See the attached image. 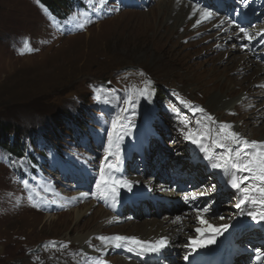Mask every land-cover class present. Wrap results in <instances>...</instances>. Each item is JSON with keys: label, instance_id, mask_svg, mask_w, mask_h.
Instances as JSON below:
<instances>
[{"label": "rangeland", "instance_id": "obj_1", "mask_svg": "<svg viewBox=\"0 0 264 264\" xmlns=\"http://www.w3.org/2000/svg\"><path fill=\"white\" fill-rule=\"evenodd\" d=\"M66 1L69 3V11L62 13L60 16L63 18L60 20H55L39 0H0V124L12 128L9 135L4 134L0 139V264H80L74 259L79 252H82V248L74 240L81 234V232L79 234L80 227L82 229L80 231L86 232L84 226L91 228L97 224L96 220L91 218L94 213H100L101 207L92 202L95 200L97 203V199L91 200L90 196L82 198L78 193L90 192L91 184L95 180V172L98 171L99 158L105 154L103 148L107 141L105 129L117 117H119L117 122L124 128L128 123L124 116H127L136 127L139 122H143L145 114L153 117L152 102H156L163 109L158 114L160 117L158 121L164 123H156L153 126L158 136L150 143L149 152L145 153L143 162H139L135 156L129 167L127 166L128 172L120 177L125 179L128 174L126 178H130L129 181H139L140 184L135 186L134 193L124 189L119 191L123 192L124 196L151 192L155 199L161 197L158 204L166 206V209L157 208L158 211L154 214L156 206L153 201H149L148 197L141 194L140 197L130 200L131 209L122 207L124 215L121 216V221L113 225L105 224L104 228L100 229V233L104 229L110 232H102L103 235L112 234L113 230L121 231L122 227H126L132 219L135 222L137 220L138 223L152 219L161 223L166 219L171 223L180 211L192 213L196 211V209L189 210L184 201L183 203L176 201V198L181 200L182 196L168 201L162 200L165 196L160 194L164 189L166 176L173 174L172 166L176 162L174 158L184 159L185 156L175 145V134L179 132L172 127L175 121L179 124L177 130L180 129L181 133L191 130L197 135L195 119L198 120L199 112L195 109L206 106L212 94L208 96L195 90L194 82L205 83L204 75L196 79L191 75L194 72L206 73V69L207 73H210L211 67L218 66L219 61L216 60L218 56L227 50L230 51L231 48L234 49L232 45L235 47L237 45L234 41L229 43L226 41L229 46L224 47L226 42L219 41L220 37L217 35V31L221 28H211L210 23L217 19L213 17L208 23L201 22L198 29L188 33L187 36L183 34L181 28L177 35L174 34L177 32L174 27L177 13L171 16L170 12L162 15L158 12L157 6L164 0H139L145 3L138 11L132 9L113 11L114 8L120 9L112 3L113 0ZM189 1L195 4L193 0ZM198 3L201 5L203 2ZM93 4L101 11L93 8ZM207 4H210L209 1ZM160 18L163 20H159ZM163 22L166 28L163 27ZM235 30L239 32L238 28ZM158 39H160L159 43ZM245 41L240 42L242 48ZM221 44L224 46H220ZM157 47L159 49L155 51L154 48ZM170 53L176 54L181 69L186 72L181 73L179 68L177 70L173 67L172 70H168L163 65L162 60ZM144 89L152 93L151 103L140 96ZM257 91L259 93L252 95L254 98L251 99L258 100L256 104L253 102L256 107H250L252 104H249L247 109L243 110L247 113L244 112L242 115L236 112L225 113L213 110L215 107L209 108L215 115L217 127L205 144L211 146L219 125L226 122V116L239 117L237 121L233 119L231 131H235L232 127L234 126L239 132H243L244 122H250L251 112L264 107V87L257 85ZM128 97L137 101L135 117H132L131 112H121V108L126 106L124 100ZM181 101L190 102L191 108ZM261 105L263 106L260 107ZM171 109L176 110L178 118L171 115ZM81 123V127L86 124L93 125L90 128L95 131L97 129L99 136L101 135L100 140L96 142L93 138L94 141L91 142L89 135L82 138L78 130ZM147 123L144 130L152 133ZM193 124L194 128H192ZM187 126L189 129H186ZM133 129L130 128L127 135L133 132ZM36 131H42L48 142L42 139L41 135L36 134ZM261 134L264 135V131L255 135L248 132L247 137L258 138L262 136ZM85 138H88V142H83ZM29 140L33 146L31 152L26 151ZM191 145L192 148H197ZM49 147L61 153L68 149L75 154L80 166L91 171V175L71 176L66 174L69 171L63 168L65 174L55 177V170L47 168V173L53 178L50 180H54L61 198L51 196L53 201L59 204V210L46 215L41 212L40 207L33 204L43 205L42 194L35 197L30 191V188L41 191L42 183L38 182L41 178L29 175L18 183L11 163L21 162L23 159L21 152L25 153V158L30 155L34 159L37 154L41 159L47 158L50 156ZM236 147L239 146H233V156ZM221 150L213 149L214 153H219ZM198 153L199 158H202V153L197 148L196 154ZM201 160H191L189 165L200 167L203 172L205 170V179L200 178L198 186L186 181H183L181 186L189 188L188 192H192L195 187L197 190L203 189V192L212 194L211 197L205 198L203 204L211 206L209 209L212 210L210 213L212 216H221L231 211V203L228 202L234 201V196L229 194L223 177L219 182L222 192L218 188L209 192L211 187L207 183L214 177H211L213 173L211 170L207 171L209 167L202 164ZM63 162L73 169L77 167L66 158ZM134 174L137 177H133ZM186 177L183 176L182 179L186 180ZM75 179L79 181L78 185ZM215 179L217 181L218 178ZM24 181L28 182L27 186ZM176 181L170 183L167 181V187L169 191L172 190L178 195L181 193L177 184L179 181ZM145 185L148 186L147 189ZM217 194L219 199L224 196L226 200L223 199V202L219 201L216 205L212 196ZM130 201L127 206L130 205ZM85 206V209L90 206L94 209L88 212L80 223L75 222V211L84 210ZM47 216H53L52 220L54 219L55 222L51 224ZM126 228L121 232L127 235L136 234L132 231L133 226ZM189 234L193 235V232ZM233 234L234 229L222 235L221 243L227 238L230 239ZM260 244L259 246L252 244L250 247L264 251V247L260 248ZM127 248L116 249H119L123 255L126 254V257L133 258L134 255L136 258L135 252H129ZM110 254L108 259L112 261L117 259L112 257L118 255L117 253ZM183 257V254L177 257L181 264H185ZM158 258L160 257H156L155 260ZM168 261L166 264H171ZM141 262L140 264H143L145 260L141 259Z\"/></svg>", "mask_w": 264, "mask_h": 264}, {"label": "bare ground", "instance_id": "obj_2", "mask_svg": "<svg viewBox=\"0 0 264 264\" xmlns=\"http://www.w3.org/2000/svg\"><path fill=\"white\" fill-rule=\"evenodd\" d=\"M202 4H204V3H202ZM207 6H211V8H215V10L213 12H211L209 10L206 11L203 8L198 7V5L191 3V1H189V0H168V1L164 0L160 4H158V6H157L158 12L160 15L165 14L167 12L168 13L170 12V15L177 13L175 15V18H174V22H175L174 27H175V30H177V32L174 34H176V35L178 34V30L180 28L182 29V32H184L183 34H185L186 36L188 33H192L193 30H197L198 29L197 27H199V25H200L199 24V25L194 27L197 20H201L204 23L205 22L208 23V21H210V19H206L204 17V14L210 12V13H212L213 18H217L215 21H212L210 23L211 28L216 29L217 25H219L220 26L219 28H221L220 31H217V35L220 37L219 41H221V42L227 41L228 43H229V41H234V43L237 45L236 47L234 45H232L231 47H234V49L231 48L232 50L231 49H230V51L227 50V51H225V53L223 52L224 54L222 53L218 56L219 58L216 59L219 61L218 66L217 67L216 66L211 67L210 73H207V69H206L207 74L205 72H203V73L194 72L191 75L192 78H194V79L199 78L200 75L201 76L204 75L206 81L204 79L205 83H203V84H199L198 82H194L192 79V81L194 82L195 90H198V91H200L203 94L208 95V96L210 94H212V96H210L209 101L206 104V106H204L202 108V109H204V112L203 113L199 112L198 113L199 116L197 118L198 120L195 119L196 124H197V121H200V125L199 126L196 125L197 136L204 135L206 132H208L209 129H211L212 133H213L214 128L217 127L216 123L210 124L206 120L207 116H211V117H213V119L215 118L214 113H212V111H210L209 108L212 109L215 107L213 110L224 111L225 113L236 112L237 114L239 113L240 115H242V114H244V112L247 113V111L243 112V110H246L247 107L249 106V104H252V106H250V107H254V106L256 107L255 104H256V102L258 103V100L252 101L251 99L254 98V97H252V95H256L259 93L257 91V85L264 87V76H263L264 75V67H262L260 64H257L255 62V60H254L255 54H250L247 51V48L245 49L244 47L243 48L241 47L240 42L245 41L246 39L244 38V35L240 31L238 32L237 30H235L237 28L239 29V27H237L236 25H233L231 22H228L227 18L221 17V15L216 11V6L214 5V3L207 4ZM261 15H264V10L261 13ZM159 20H163V19L160 18ZM222 20L225 21V23L223 25H221ZM158 25H160V23ZM163 27L166 28V25L164 24V22H163ZM170 31L171 30H169V32ZM163 39H165V38H163ZM153 40H154V38H153ZM172 40H173V38H172ZM216 40H218V39H216ZM159 41H160V39H158L157 42L159 43ZM227 42L225 44L226 46H224V44H221L220 46H222V45L224 47L229 46ZM154 49L156 51V49H159V48L157 47ZM166 49H165V51H166ZM161 52H155V53L161 54ZM164 55L165 54H163V57H164ZM175 55H173L171 53L165 55L164 59L162 60L163 65L166 68H168V70H172L171 68L173 67V68H177V70L179 68L181 70V73L186 72V70L184 71L183 69H181L180 61H178V58H176ZM221 55H222V59H220ZM213 60H215V59H213ZM208 63H211V62L208 61ZM212 64H214V63H212ZM209 66H210V64H209ZM187 79H189V78H187ZM236 96L239 98L235 99V98H237ZM253 102H255V104ZM262 106L263 105H261L260 107H262ZM197 109H200V108H197ZM248 114H250V113H248ZM226 117L227 118H226L225 123L230 124V125H233V123H234L233 119L236 121L239 119V117L238 118L237 117L232 118L230 116H226ZM249 119H250V122H247V123L244 122L243 132H239L238 129H236V128H234V126H232L233 130H235L234 132L238 133L239 136L243 140L249 141V139H250V140L256 141V142H264V135H262V134H261L262 136H260L258 138L254 137V136L247 137L248 132L251 133L252 135H255V134H258V133H261L264 131V107L260 108V110L252 111L251 116H249ZM193 122H194V120H193ZM218 123H220V122H218ZM222 123H223V121H222ZM178 125L179 124L174 121L172 128H174L177 132H179V133L175 134L176 135L175 139H174V140H176L175 145H177V148L180 149L185 156H183L184 159L174 158L176 160V162H174L173 166H172L173 174H172V176H166V179H165L166 182H164V184H163L164 189H162L160 194L165 196L164 198L162 197V200H168V201L176 198L177 196H182L181 200L176 198V201L181 202V203H183L184 197L187 195V196H189V200H190L189 205L193 206L196 204L195 208H193V210L196 209V211L193 213L189 212V211H185V212L180 211V212H178V215L175 216L174 221L171 223L166 221V219L161 223H159L157 220H153V219L150 221H144V222L138 223L137 220L135 222L132 219V221H130V223L126 224V227L130 228L133 226L132 231L136 234H133V233L131 235L125 234L124 232H121V231H123L127 228L122 227L121 231H120V229L113 230L112 234L108 233L107 235H103V234H101L102 232L103 233H107L108 231L110 232V230L104 229L100 233V229H103L105 224H109V225L112 224L113 225L114 223L121 221L120 220L121 216L124 215L122 213V211L124 209H122L121 206L119 207L120 200L116 199L114 201L113 198L109 194L108 195L105 194V198L108 200V203L106 201V204H104L98 198L97 204H99L101 207L100 213L99 214L94 213V216L91 218L93 220H96L95 223H97V224L94 227L91 226V228L84 226L83 229H87L86 232L80 231V230H82L81 227L79 229V234H80V232H81V234L74 240V242H76L79 246H81L80 248H82V252H79L80 255L77 254L75 256L76 258L74 260H76L80 264L82 263V261H83V264H91V263L92 264H140V263H142L141 258H143V257L136 256V258H134V255H133V258L126 257L125 256L126 254L123 255L122 253H120L119 249H116L110 241H101V240L97 239L98 238L97 236H99V235H103L106 237H113L116 235H120V236H124V237H128V238L134 237L138 240L149 241V242H155L161 238H166L168 241V244H167V247L162 250L163 257L162 256H156V257H160V258H158V260H155L156 257H154V256L150 257V261H149V259H147V261L143 262V264H146V263L147 264H153L156 262H159V263L161 262L162 264H166L167 260H169L168 262L171 264H181V263H179V259L177 258L178 256H182V254L184 256L189 255V258L191 259L198 252L204 250V246L197 247L195 249H193L191 247V243L193 241L192 239L194 238V234L190 235L189 233L193 232L194 227L198 226L196 224L199 221L198 217L203 218L202 213L197 211L198 207L202 206V204L205 202V198L211 197L212 194L206 193V195L198 196V198L193 201V200H191L192 194H199L200 192H203V189L197 190L194 187L192 189V192H188L189 188L187 189V188L181 186L182 183H184L183 181L190 182L193 185L198 186L199 185L198 180L200 178L205 179V176H204L205 170L203 172L200 167L195 168L194 166L189 165V162L191 160H201L202 158L198 157L199 153L196 154L197 148L196 149H195V147L192 148V145H191L192 143L184 138V133H186V132L181 133V131H179L180 129L177 130ZM205 125H207V128L205 127ZM194 126L195 125L193 124L192 128H194ZM186 129H189L188 126L186 127ZM230 131H231V129H230ZM205 141H208V139ZM146 153H148V151ZM186 159H187V161H186ZM209 170H211V172L214 174L212 169L209 168L207 171H209ZM126 172H128V170L124 171V172L117 171L116 176L123 177L124 173H126ZM137 172H138V170H137ZM195 172L197 174H194ZM135 174H136V172H135ZM135 174L133 175V177L136 176ZM213 174H212V177L215 176L216 178H218L217 179L218 183L222 179H223V182H226V183L229 180L228 176H224L222 174H214V175ZM240 175H241L240 173H237V178H239ZM243 175H247V173H244ZM127 176H128V174H126V176L124 178L127 180H130V178H126ZM183 176H187L186 180L182 179ZM215 177L211 178L210 181L207 183V185L209 187H211L212 185H216V190L218 188V189H221V192H222V187L220 186V183L219 184L217 183ZM173 180L179 181L177 184H179V186L182 187V188H180V191H179V193H181V194L177 195L174 191L173 192H172V190L169 191V189L167 187L168 186L167 181H168V183H170ZM227 186H228V184H227ZM154 188H156V187H154ZM210 189L211 188H209V192L211 193L212 191ZM227 190H228L229 194L234 196V201L228 202V203H231L230 205L232 206L234 211L231 209V211L226 212L227 214L224 213L223 215L216 216V217L212 216L211 214L206 215V216H204V220H206L208 223L207 224H201V226H208L209 224H215L218 226H222L224 224L234 225V227H230L227 231H221V233H222V235H224L227 232L234 229L233 236L231 235L230 239L227 238L228 240L226 239L224 244L229 243L230 246L234 247L235 254H232V256H234V260L236 261V264H251V263L252 264H260V262L254 263V261H252L255 253H252L250 255L248 252L243 251V247H245V246L250 247L252 244L259 246V244L263 242V239L255 236L254 231H251V228L246 227L244 224L242 226H239L240 224L238 225L237 223H235L237 218H239L240 216H246V215H241L239 210L235 208V202L236 203L239 202V200L241 199V197L244 194L242 192H239V191L232 189L230 186L227 187ZM163 191H167V192L164 193ZM81 193L82 192H79L78 195H80ZM141 194H144V193H141ZM141 194L136 193L134 195H128V196L126 195L124 197L130 201V200L136 199V197H140ZM144 195L149 198V201L152 200L153 204L156 206V207L154 206L155 207L154 214L156 211H158L157 208H159L161 210L166 209V206L164 207V206H161L160 204H158V200H161V197L158 199H155L151 192L145 193ZM250 195H252L253 198H258V195L255 193H251ZM212 197H213V202L216 201V205L218 204L219 201L223 202L224 200H226L224 196H222V198L219 199L218 194L214 195ZM139 201H141V199H139ZM184 203H185V201H184ZM107 204L111 208V213H108L104 209V207ZM144 204H145V202H144ZM91 207L92 206H90V208L87 207L88 209H85L86 208V206H85L84 210L75 211L74 221L77 223H80V220L84 219L85 215L88 212L92 211V209H94ZM208 207L211 208V206H208ZM251 207H252V205L250 203L247 204L245 211H250ZM253 209L257 210V207L255 206ZM193 210H191V211H193ZM52 217L53 216H47L48 221H50L51 224H53L55 222L54 219L52 220ZM177 218H179V219H177ZM97 221H99V222H97ZM137 231L140 235L137 233ZM218 238H220V236H218ZM198 239H200V238L198 237ZM218 243H219L218 246H220L222 244L221 242H218ZM128 245L129 246H127V247H130V246L135 247L131 243H128ZM257 249L258 248H254L253 251H255ZM110 253H117L118 255L112 256V257H116L117 259H115L113 261L108 259V257H110L109 255H111ZM148 255H152V254H148ZM183 263L189 264V262L186 260H184Z\"/></svg>", "mask_w": 264, "mask_h": 264}, {"label": "snow or ice", "instance_id": "obj_3", "mask_svg": "<svg viewBox=\"0 0 264 264\" xmlns=\"http://www.w3.org/2000/svg\"><path fill=\"white\" fill-rule=\"evenodd\" d=\"M245 3V0H241V4L243 5ZM120 9L114 8L113 11H119ZM204 17L206 19L212 18V13L208 12L204 14ZM201 20H197L196 24L197 26L201 24ZM225 21H221V25H223ZM220 26L217 25V28ZM241 33L244 34L245 38L249 37V32L241 27L239 29ZM257 36L259 37V42H264V30L257 33ZM175 95V94H174ZM140 96L146 100L148 103H151V96L152 93L148 89H144ZM179 99V97H177ZM181 103L185 104V106L191 108L190 102L187 101H181ZM125 107L121 108L122 113H128L131 112L132 117H135L136 115V107H137V101L133 100L131 97H128L124 100ZM173 112H176L175 109L172 110ZM195 111L204 112V109H195ZM178 114V113H177ZM119 119V117H117ZM117 119L112 120L111 127L112 129H116L117 125ZM124 119L128 121L126 125H124V129L126 134L130 131L131 127H134L132 124V121L127 117L124 116ZM206 120L210 124H215V120L211 116H207ZM197 125H200V121H197ZM207 128V125H205ZM231 129V125L224 123L220 124L218 131L215 133L216 138L212 139L211 146L205 144V140L211 138L212 130L209 129L208 132H206L202 136H197L191 132V130L187 133H184V138L188 141H190L193 145H196L199 152L203 153L202 159L207 161L208 163L205 165L206 167H209L213 170L214 174H222L224 176H228L229 180L227 181L228 186H230L232 189L242 192L244 195L241 197L239 202L235 204V208L239 210L241 215H247L251 217L253 221H256L258 224L260 222H264V142H256V141H246L243 140L238 133L234 131H229ZM108 137V148H105L106 154L110 152V149H112L115 145L118 144L119 140H121L123 137L120 135L113 136V132L109 131L107 133ZM233 146H239L235 148V154L233 156ZM219 148L223 151L219 153H214L213 149ZM116 154V160L117 163H107V155L105 157V164L107 165V171L110 173L109 179H105V164H102L100 166V176L99 180L97 181V187L100 186L101 183L107 184L111 183V192L105 193L106 195L110 194L115 201L118 196V190L124 189L127 192L134 193L135 186L140 184L139 181H129L127 179H121L120 177L116 176V170L119 166V160L120 157L118 153ZM237 173H240L241 175L239 178H237ZM244 173H247V175H243ZM27 181H24L25 186H27ZM251 185V186H250ZM146 189L148 186H144ZM211 191L216 190V185L211 186ZM251 193H255L258 195V198H253ZM205 192H200L199 194H192L191 200H196L198 196L205 195ZM89 194L86 192H82L80 196L82 198H86ZM185 203H190L189 196L184 197ZM252 204L254 206H258L261 210L260 211H245V206L247 204ZM202 211L204 213H207L210 211L209 208H203L197 210ZM199 218V217H198ZM179 219V218H177ZM200 223L207 224L208 222L204 219H200ZM230 227H234V225H228L224 224L220 227H213L212 225H208V228L211 229L213 233H220L221 231H227ZM197 232H200L203 234L205 231L204 229L198 228L196 230ZM97 239L101 241H110L115 248H123L127 247L128 243H131L135 247H128L127 250L129 252H135L137 256L145 257L148 254L162 255V250L167 247L168 241L166 238H161L155 242H149V241H141L136 238H128L120 235H116L113 237H106V236H100ZM202 240H193L191 243V247L193 249L197 247L203 246ZM184 260L189 261V255H185L183 257ZM257 261L260 262V264H264V254H261L258 252L256 256ZM191 264V261H190Z\"/></svg>", "mask_w": 264, "mask_h": 264}, {"label": "trees", "instance_id": "obj_4", "mask_svg": "<svg viewBox=\"0 0 264 264\" xmlns=\"http://www.w3.org/2000/svg\"><path fill=\"white\" fill-rule=\"evenodd\" d=\"M48 10L49 12L54 16L58 18H63V16H60L65 11H69V3L66 0H58L57 3L56 0H39ZM12 131L11 127H8L2 123L0 124V139L4 136V134L9 135V132ZM17 136V135H16ZM25 153L21 152L20 155L23 156Z\"/></svg>", "mask_w": 264, "mask_h": 264}]
</instances>
